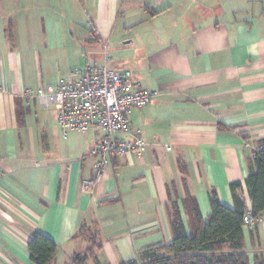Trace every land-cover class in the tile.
I'll use <instances>...</instances> for the list:
<instances>
[{
    "label": "crops",
    "instance_id": "obj_1",
    "mask_svg": "<svg viewBox=\"0 0 264 264\" xmlns=\"http://www.w3.org/2000/svg\"><path fill=\"white\" fill-rule=\"evenodd\" d=\"M104 62L159 94L129 114L145 151L98 174L93 132L63 136L56 108L22 94ZM263 140L264 0H0V264H32L34 232L56 243L51 264H71L84 225L98 264L136 259L171 242L172 201L193 232L187 197L207 220L211 190L233 208V181L250 208V147ZM259 219L244 243L264 263Z\"/></svg>",
    "mask_w": 264,
    "mask_h": 264
},
{
    "label": "trees",
    "instance_id": "obj_2",
    "mask_svg": "<svg viewBox=\"0 0 264 264\" xmlns=\"http://www.w3.org/2000/svg\"><path fill=\"white\" fill-rule=\"evenodd\" d=\"M245 186L250 208L241 195V182L233 181L229 184L233 208L223 204L217 193L211 190L207 220L203 219L195 201L187 197L193 232H187L179 208L172 201L167 208L171 242L144 250L136 259L121 264H264L256 255L250 256L246 251L243 232L246 212L258 219L264 212V140L260 149L252 151ZM257 226L255 223L249 229L251 237H258ZM79 234L86 237L89 246L83 254H75L71 264H85L89 257L98 264L95 251L100 249V242L96 233L84 225L79 228ZM27 250L32 264H51L57 245L46 235L34 232L27 241Z\"/></svg>",
    "mask_w": 264,
    "mask_h": 264
},
{
    "label": "built area",
    "instance_id": "obj_3",
    "mask_svg": "<svg viewBox=\"0 0 264 264\" xmlns=\"http://www.w3.org/2000/svg\"><path fill=\"white\" fill-rule=\"evenodd\" d=\"M158 94L141 88L131 72H118L104 62L87 64L76 70L74 77H60L55 86L27 89L22 95L36 97L43 107L54 106L63 136L71 131L93 132L95 138L88 155L94 159L93 167L99 174L114 158L145 151V140L130 133L129 114L132 109L146 106ZM250 148L254 151L261 145ZM94 184L95 180H82L81 189L87 191ZM259 220L246 212L244 228L252 229Z\"/></svg>",
    "mask_w": 264,
    "mask_h": 264
},
{
    "label": "rangeland",
    "instance_id": "obj_4",
    "mask_svg": "<svg viewBox=\"0 0 264 264\" xmlns=\"http://www.w3.org/2000/svg\"><path fill=\"white\" fill-rule=\"evenodd\" d=\"M85 59L82 60L81 65H84ZM191 224V221H190Z\"/></svg>",
    "mask_w": 264,
    "mask_h": 264
}]
</instances>
